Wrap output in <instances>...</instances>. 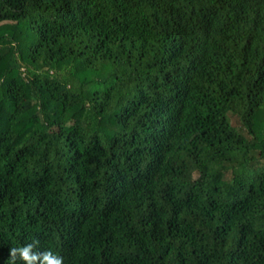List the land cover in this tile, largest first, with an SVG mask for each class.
Here are the masks:
<instances>
[{
	"label": "trees",
	"instance_id": "1",
	"mask_svg": "<svg viewBox=\"0 0 264 264\" xmlns=\"http://www.w3.org/2000/svg\"><path fill=\"white\" fill-rule=\"evenodd\" d=\"M33 239L264 264V0H0V264Z\"/></svg>",
	"mask_w": 264,
	"mask_h": 264
},
{
	"label": "clouds",
	"instance_id": "2",
	"mask_svg": "<svg viewBox=\"0 0 264 264\" xmlns=\"http://www.w3.org/2000/svg\"><path fill=\"white\" fill-rule=\"evenodd\" d=\"M39 240L33 239L30 243L9 249L11 264H65L64 257L54 254L52 251H40Z\"/></svg>",
	"mask_w": 264,
	"mask_h": 264
}]
</instances>
